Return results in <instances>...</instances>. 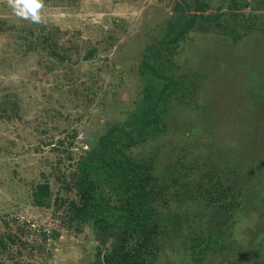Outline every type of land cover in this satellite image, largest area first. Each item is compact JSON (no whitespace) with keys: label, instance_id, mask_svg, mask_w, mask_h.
Segmentation results:
<instances>
[{"label":"rangeland","instance_id":"374dc122","mask_svg":"<svg viewBox=\"0 0 264 264\" xmlns=\"http://www.w3.org/2000/svg\"><path fill=\"white\" fill-rule=\"evenodd\" d=\"M204 1L208 14L220 6L226 12L227 0ZM40 3L41 19L35 23L16 15L9 0H0V24L7 29L0 34V232L7 230L3 220L28 223L31 230L25 236L35 249L24 255L34 264H92L96 248L104 252L110 242L100 246L90 224L80 230L64 226L75 195L68 190L72 166L89 140L132 111L141 90L137 66L146 45L175 15V0ZM243 14L250 16L251 28L238 42L205 24L180 43L174 74L182 77L181 92L166 114L168 130L130 151L132 157H153L157 178L170 183L169 176L176 175L183 187L197 185L208 171L225 178L233 167L244 165L255 147L264 160V9L253 3ZM28 30L50 31L71 60L27 51L23 38L29 37ZM92 48L95 56L82 60ZM44 183L52 194L51 206L38 208L32 194ZM175 194H166L175 204L162 209V217L171 228L173 213L182 214V234L159 238V264H193L187 221L190 217L195 229L202 230L204 224L197 222L203 214L194 199L182 197L177 204ZM249 212L237 216L233 247L199 264H264V221L255 236L256 216Z\"/></svg>","mask_w":264,"mask_h":264},{"label":"trees","instance_id":"16d2710c","mask_svg":"<svg viewBox=\"0 0 264 264\" xmlns=\"http://www.w3.org/2000/svg\"><path fill=\"white\" fill-rule=\"evenodd\" d=\"M253 3L258 9H264V0H227L226 12L220 6L216 14H208L204 0H175V15L167 20L154 42L146 45L137 66L141 90L132 111L124 121L109 125L95 141L89 140V148L73 163L68 190L75 195L68 203L64 226L74 225L80 230L90 224L100 246L110 242L104 252L101 247L96 248V260L92 264H159L162 253L159 238L181 235L184 224L182 214L177 213L171 217V228L165 224L168 219L162 217V209L175 204L173 198L166 197L169 192H176L173 196L177 204L182 197V200L194 199L200 204L198 210L203 218L197 223L204 224V228L196 230L189 222L190 217L186 228L189 231L187 249L193 264L233 247L232 230L241 213L244 216L249 211L255 214L257 227L253 234L259 235L258 226L264 221V160L257 155L256 147L244 165L233 167L225 178L208 171L199 177L197 185L186 187L178 184L176 175L169 176L173 180L170 183L157 178L154 174L157 161L153 157L130 155L132 148H141L168 130L166 114L173 98L181 92L182 77L179 79L174 74V59L180 43L205 24H212L217 33L233 42L240 41L245 29L250 31L251 28L250 16L243 11ZM6 30L0 24V34ZM26 34L29 37L23 39L27 51L42 50L60 62L71 60V56L58 47L50 31L36 34L28 30ZM95 53L94 48L89 49L82 60H91ZM3 113L0 107V116ZM51 195L48 183L38 185L32 194L33 204L49 208ZM161 200L163 204H158ZM65 202L68 201L61 203ZM10 222H13L12 231ZM3 223L7 230L0 232V256L4 257L0 264H34L24 255L35 249L25 236L31 230L28 223L14 219L3 220ZM41 235L46 236L43 232ZM238 252L237 249L235 254Z\"/></svg>","mask_w":264,"mask_h":264},{"label":"clouds","instance_id":"9594fccd","mask_svg":"<svg viewBox=\"0 0 264 264\" xmlns=\"http://www.w3.org/2000/svg\"><path fill=\"white\" fill-rule=\"evenodd\" d=\"M16 15L25 19H31L35 23L40 22L39 9L42 7L40 0H9Z\"/></svg>","mask_w":264,"mask_h":264}]
</instances>
